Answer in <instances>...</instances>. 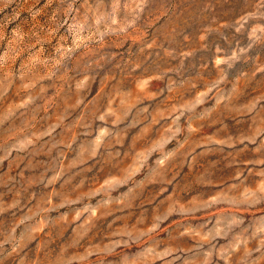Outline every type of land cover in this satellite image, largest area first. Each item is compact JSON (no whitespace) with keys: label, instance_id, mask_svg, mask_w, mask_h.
Returning <instances> with one entry per match:
<instances>
[{"label":"rangeland","instance_id":"obj_1","mask_svg":"<svg viewBox=\"0 0 264 264\" xmlns=\"http://www.w3.org/2000/svg\"><path fill=\"white\" fill-rule=\"evenodd\" d=\"M0 264H264V0H0Z\"/></svg>","mask_w":264,"mask_h":264}]
</instances>
